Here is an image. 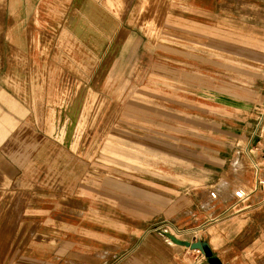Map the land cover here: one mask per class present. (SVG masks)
I'll list each match as a JSON object with an SVG mask.
<instances>
[{"label":"crops","instance_id":"obj_1","mask_svg":"<svg viewBox=\"0 0 264 264\" xmlns=\"http://www.w3.org/2000/svg\"><path fill=\"white\" fill-rule=\"evenodd\" d=\"M198 32L195 38L217 44ZM240 50L246 54L233 65L203 46L189 54L192 61L136 64L153 73L121 83L113 77L106 100L99 84L96 109L112 102L118 134L120 120H128L127 138L113 137L107 176L94 169L103 160L84 158V142L72 147L79 101L63 93L31 103L1 95L0 264H197L188 245L171 240L173 230L205 242L223 264H264V51ZM229 70L240 78L220 76ZM59 76L62 90L71 73ZM157 119L165 130L149 139L157 128L146 120ZM147 166L161 175L130 169ZM121 167L128 181L154 182L158 190L121 206ZM104 177L115 187L105 188ZM236 188L247 195L237 198Z\"/></svg>","mask_w":264,"mask_h":264},{"label":"rangeland","instance_id":"obj_2","mask_svg":"<svg viewBox=\"0 0 264 264\" xmlns=\"http://www.w3.org/2000/svg\"><path fill=\"white\" fill-rule=\"evenodd\" d=\"M198 20L211 28H197L191 21ZM198 30L217 44L195 38ZM199 46L213 50L218 59L230 65L245 56L240 48L261 47L264 51V0H0V96L13 94L31 103L63 93L69 100L79 101L72 147L84 142V158L103 160L94 162V169L96 174L107 176L112 168L104 164L111 160L113 137L119 141L127 138L128 120H120L118 134L117 120L111 117L112 102H101L96 109L98 85L103 82L106 100L112 94L113 77L119 75L120 83L125 77L148 78L152 71L144 67L134 70V66L192 61L189 54ZM247 56L251 58L250 53ZM261 60L264 62V55ZM64 71L71 76L66 77L70 81L61 90L56 78ZM220 73L221 77L240 78L230 70ZM43 106L41 102L38 107L41 114L46 112ZM146 121L157 128L149 139L155 137L154 132L161 137L165 128L160 131V120ZM44 123L40 119V128ZM48 153L41 150L39 155L47 157ZM68 155L76 157L74 151ZM127 169L120 168L121 206L129 205L130 196L154 192L160 186L128 181ZM130 169L149 171L153 177L161 175L150 166ZM107 186L115 187L111 177H104ZM170 221L175 228L176 222ZM169 234L175 236L173 242L186 236L179 230ZM189 248L198 264H211L203 249Z\"/></svg>","mask_w":264,"mask_h":264},{"label":"water","instance_id":"obj_3","mask_svg":"<svg viewBox=\"0 0 264 264\" xmlns=\"http://www.w3.org/2000/svg\"><path fill=\"white\" fill-rule=\"evenodd\" d=\"M175 236L171 235V238H173ZM176 242H179L181 244H186L188 246H192V247H198L201 248L205 251V253L207 254V256L209 257V261L211 262V264H223L221 262V260L215 256V254H213V252L211 251L210 247L203 241L197 240L195 242H192L190 240H185V239H179L177 238Z\"/></svg>","mask_w":264,"mask_h":264},{"label":"built area","instance_id":"obj_4","mask_svg":"<svg viewBox=\"0 0 264 264\" xmlns=\"http://www.w3.org/2000/svg\"><path fill=\"white\" fill-rule=\"evenodd\" d=\"M263 164H264V160H263V162H262ZM261 162H259V163H257V165H261V166H263V164H262ZM259 187L260 188H264V178L263 179H260V182H259ZM234 195L237 197V198H244L246 195H247V191L246 190H244L243 188H236L235 190H234ZM211 195L213 196V197H217V192L216 191H214V190H212L211 191ZM199 263V262H198ZM197 263V264H198ZM200 264H206V263H200Z\"/></svg>","mask_w":264,"mask_h":264},{"label":"bare ground","instance_id":"obj_5","mask_svg":"<svg viewBox=\"0 0 264 264\" xmlns=\"http://www.w3.org/2000/svg\"><path fill=\"white\" fill-rule=\"evenodd\" d=\"M223 184H224V183H223ZM226 185H227V184H226ZM242 185H243V184H242ZM224 186H225V185H224ZM224 186H223V187H224ZM227 186H228V185H227ZM223 187H222V188H223ZM228 188H229V187H228ZM225 189H226V188H225ZM219 192H220V191H219ZM224 192H225V190H224ZM217 193H218V192H217ZM223 195H225V193H224ZM228 195H229V194H228ZM223 197H224V196H223Z\"/></svg>","mask_w":264,"mask_h":264}]
</instances>
